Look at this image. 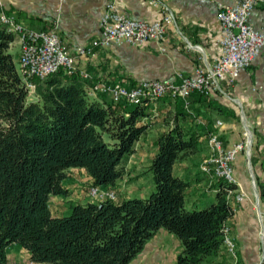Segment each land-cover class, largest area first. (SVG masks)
I'll return each instance as SVG.
<instances>
[{"label":"trees","instance_id":"trees-1","mask_svg":"<svg viewBox=\"0 0 264 264\" xmlns=\"http://www.w3.org/2000/svg\"><path fill=\"white\" fill-rule=\"evenodd\" d=\"M14 39L0 27V264H7L13 244L44 264H130L160 229L181 242L176 264H205L217 257L233 214L227 191L235 186L211 183L215 203L188 211L189 184L173 174L174 164L195 154L199 138L212 132L190 101L209 95L194 92L173 101V126L155 140L148 166L154 191L146 199L67 202L68 215L55 217L50 198L67 197L63 181L70 168L84 169L93 187L113 189L136 142L146 135L142 121L149 105L94 101L85 88L95 79L63 71L33 79L38 100L28 101L8 53ZM256 186L264 201V182L256 180Z\"/></svg>","mask_w":264,"mask_h":264},{"label":"crops","instance_id":"crops-1","mask_svg":"<svg viewBox=\"0 0 264 264\" xmlns=\"http://www.w3.org/2000/svg\"><path fill=\"white\" fill-rule=\"evenodd\" d=\"M156 1L157 4L141 0H118L116 6L130 18L152 22L161 17L159 3L165 4L174 23L167 27L165 40L161 44L153 41L140 46L112 44L106 49H94L92 55L86 56L78 55L77 49L89 46L98 37L105 0H0V11L16 17L28 28L54 29L62 44L75 57L78 71L107 84L132 86L140 81L173 80L177 74L191 76L198 65L205 62L210 64L220 56L219 40L222 29L217 18L219 5H233L240 0ZM248 22L264 33V6L254 7L249 13ZM196 46H199V50H196ZM8 53L18 70L20 48L16 41L9 45ZM221 87L225 94L212 92L205 101H198L196 96H191V107L199 119L210 122L212 127L216 121L222 122L219 130L226 148L241 142L246 128L251 132L249 157L246 151L239 152L232 164L236 190L244 195V199L241 202L231 201L233 214L227 221V226L236 245L238 263L264 264V250L259 237L262 221L258 220L254 207L259 197L252 188L256 180L264 182V53L257 56L248 69L240 72L231 85L222 83ZM92 100L109 102L105 95H99ZM175 112L174 102L166 99L148 106V116L142 121L148 126L146 135L136 142L134 153L124 164L125 173L116 181L115 187L127 181L129 186L142 188L146 184L151 188L149 181L144 183L141 170L148 168L156 153V147L153 144L150 158L146 161L148 163L136 162V155H144L148 140L155 143L159 134L172 128ZM205 139L202 135L199 138L198 151L178 160L173 167V174L189 184L185 204L191 207L205 200L207 196L214 197L216 201L215 192L209 189L208 177L199 167L206 148ZM68 173L66 171L63 181V186L68 191L65 201L81 205L93 202L82 196L73 199L74 193L79 194L83 186L79 188L78 180L71 183ZM84 173L86 174L85 171ZM89 181L91 183L90 177ZM143 193L137 196L147 194ZM53 197L60 196L51 198ZM128 198L131 197H123L122 200ZM83 199L86 201L82 202ZM259 202L264 218V201ZM51 212L53 216L59 217L67 209L64 213H57L51 208ZM11 247H17L29 256L26 250L13 244L8 248V261L17 257ZM181 251L180 240L170 232L160 229L145 243L143 250L130 264H176V258ZM205 264H232V261L223 248L217 257Z\"/></svg>","mask_w":264,"mask_h":264},{"label":"built area","instance_id":"built-area-1","mask_svg":"<svg viewBox=\"0 0 264 264\" xmlns=\"http://www.w3.org/2000/svg\"><path fill=\"white\" fill-rule=\"evenodd\" d=\"M118 0H105L103 13L100 18V31L97 38L87 47L77 49L80 56L92 55L94 49H106L112 44H129L140 46L148 41L161 44L165 40L167 27L174 23L169 8L159 3L161 17L152 22L130 18L120 12L116 6ZM157 4L156 0H141ZM257 6H264V0H240L233 5H219L217 18L220 22L222 34L219 40L220 56L212 63H201L193 75L177 74L175 79L167 81H140L132 86L121 83L107 84L95 80L85 88L87 96L92 99L99 95L108 96L113 103H129L133 105H151L163 98L171 101H185L192 93L198 92L209 95L212 92L225 94L222 83L231 85L240 72L248 69L253 60L264 53V33L256 30L248 22L250 11ZM0 27L14 34V41L19 44V75L25 83L28 96L34 94L36 86L33 79L43 80L51 74L63 71L65 75L79 74L85 81L91 77L78 71L75 57L62 44L54 29L35 30L28 28L16 17L0 11ZM199 50V46L195 47ZM222 126L216 121L214 128ZM252 136L248 128L244 130L243 140L231 148H225L222 141L215 134H209V155L200 166V171L208 177L209 185L222 180L228 185L236 186L232 173V163L239 152L249 153ZM236 188V187H235ZM236 189L228 190L227 197L234 194ZM91 201L99 203L112 200L113 194L101 188H90ZM244 195L238 193L237 201ZM256 215L262 221L263 214L259 206H255ZM223 248L229 255L232 264H239L236 255V245L230 235V230H223ZM262 249L264 250V227L259 231ZM7 264H20L8 261ZM21 264H44L35 262L29 256Z\"/></svg>","mask_w":264,"mask_h":264},{"label":"rangeland","instance_id":"rangeland-1","mask_svg":"<svg viewBox=\"0 0 264 264\" xmlns=\"http://www.w3.org/2000/svg\"><path fill=\"white\" fill-rule=\"evenodd\" d=\"M13 56H14V53H13ZM17 71L19 73V69ZM27 100L28 101H37L38 99H37L36 93L34 92V94H32L30 96H28V94H27ZM214 126L215 125H213L212 132L210 134L217 135L218 138L222 141L223 146H224V142L221 139L220 130H219V128H214ZM105 140L107 141V138ZM148 141L149 142L146 143L147 151L144 153V155H142L140 157L136 155V157L138 158L136 160V162L139 163V162L145 161L144 163H148L146 161H147L148 158H150V151L153 149V144L155 145V143H151L150 140H148ZM208 141H209V136L204 141V143H205L204 146H206V148H205L204 155H203V157L201 159V162L199 163V167L203 164V162L207 159V157L209 155ZM155 147H156V145H155ZM155 147H154V149H155ZM249 155H250V149H249V153H247L248 157H249ZM78 169H80V168H78ZM84 171L77 170L76 168H70V169L67 170V172H69L68 176L71 178V183H72V181L75 182L74 180H78L80 182V187L79 188H81L83 186L82 187L83 189H80L82 191L79 192V194H76V195H75V193H74V195L72 194L74 200L78 199V197H81V196H82V198H84V197L87 198L88 197L91 200L89 192H90V188L92 186H91V183L89 181V177H88L87 173L85 174ZM141 173L143 174L144 183H147V181H149L151 188L146 186V184H145V187H142V188L141 187H135L133 185L129 186V185H127V181H126V183L121 182V184L117 185V187L114 186L113 189H102V190L103 191H107L110 194H113L112 200H115V201H120V200H122L123 197L146 199L154 191L153 179H152V174L148 170V168L142 169ZM232 173H233V167H232ZM71 183H69V188L70 189H71ZM252 188H253V190L256 193H258L256 182L253 183ZM235 189H237V188H235ZM72 192H74V191H72ZM143 192H145L147 194H145V196H141V197L137 196V195L144 194ZM237 194H238V192L236 190V192L234 194H230L229 197H227V199L231 200V201H235V202H241L244 199V197H242L241 201H237L236 200ZM84 195H86V196H84ZM84 201H86V200L83 199L82 202H84ZM259 201H260V199H259ZM259 201L257 203H254V205L257 204L258 206H260L261 204H260ZM213 203H215V198L212 197V196H207V198L205 200H203L202 202L198 203L196 206L191 207V206L185 204V208L188 211H199V210H203V209L208 208ZM50 205H51L52 211H55L57 213H64L66 211V209H67V201H65L64 197H53V198H51L50 199ZM68 213H69V211L67 209V212L62 214L61 216L68 215ZM263 220H264V218H262V222H261L262 223V227L264 225V221ZM11 250H14L15 255H17V257L14 260L11 259L12 262H17V263L21 264L26 259L27 255L23 251H20V249H18L17 247H11Z\"/></svg>","mask_w":264,"mask_h":264},{"label":"water","instance_id":"water-1","mask_svg":"<svg viewBox=\"0 0 264 264\" xmlns=\"http://www.w3.org/2000/svg\"><path fill=\"white\" fill-rule=\"evenodd\" d=\"M257 194V193H256ZM258 196V195H257Z\"/></svg>","mask_w":264,"mask_h":264}]
</instances>
